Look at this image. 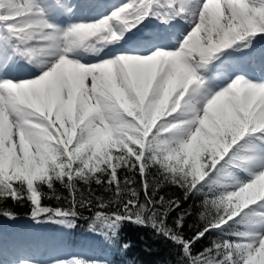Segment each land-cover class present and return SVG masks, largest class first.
Segmentation results:
<instances>
[{
  "label": "snow or ice",
  "instance_id": "snow-or-ice-1",
  "mask_svg": "<svg viewBox=\"0 0 264 264\" xmlns=\"http://www.w3.org/2000/svg\"><path fill=\"white\" fill-rule=\"evenodd\" d=\"M20 60L34 66L27 78ZM189 199L199 207L181 211ZM9 200L65 229L89 211V231L122 249V225L150 227L177 264H264V0H0V205ZM194 212L203 223L187 236ZM3 252L0 237V264Z\"/></svg>",
  "mask_w": 264,
  "mask_h": 264
},
{
  "label": "trees",
  "instance_id": "trees-1",
  "mask_svg": "<svg viewBox=\"0 0 264 264\" xmlns=\"http://www.w3.org/2000/svg\"><path fill=\"white\" fill-rule=\"evenodd\" d=\"M123 175L129 174L122 173V176ZM135 187L139 189V183H137ZM93 189L98 196L108 198L110 195L105 193L104 190L98 186L93 185ZM57 194L61 196H68V191L61 186H57ZM159 194H167L168 196L174 197L181 196V193L175 188H165L164 191ZM46 202L49 206H67L66 202L58 203L54 199ZM199 203V200L189 199L184 202L182 205L184 208L181 209V211L185 209L192 210L193 208H198ZM0 207L11 209L17 216L15 221L0 217V230H3L1 233L5 232L6 228L3 226L4 222L8 220L14 228L13 233H17L19 236L20 234H18L17 231L24 226L22 225V219L28 218V222H30V206L26 203L15 204L13 201L9 200L0 205ZM178 215V212H173L171 214L168 221L169 225H172ZM90 216L91 213L89 211H83L82 217L77 221V225L73 229H65L60 225L52 223H39L37 226L43 230H54L55 228L59 229L63 235L62 237L64 238L66 236L65 239H67L72 247L77 243H81V245L86 244L87 250L90 254L89 257L97 259L107 258L112 261V264H177L180 260V257L177 254V249L173 247L171 241L167 240L162 235L156 234L150 227H144L136 224L125 223L121 226L120 239L121 242L126 243L128 247L126 249L113 247L105 241L103 236L93 234L89 231L90 220L85 218ZM202 223L203 221L200 220L198 213L194 212L191 217L185 218L184 233L187 236H191L195 229L201 226ZM50 224L53 226H50ZM43 238L39 241H42ZM217 238L218 237L216 235H209L207 239L200 241V243L196 245V250L202 251L203 248L210 245L212 240ZM71 250H73V248ZM106 254H108V256Z\"/></svg>",
  "mask_w": 264,
  "mask_h": 264
},
{
  "label": "rangeland",
  "instance_id": "rangeland-1",
  "mask_svg": "<svg viewBox=\"0 0 264 264\" xmlns=\"http://www.w3.org/2000/svg\"><path fill=\"white\" fill-rule=\"evenodd\" d=\"M120 2H121V0H118L117 4ZM87 57L90 58V55H87ZM257 73H259V72L257 71ZM8 220H6L4 222V226H3L6 228V230L11 229V224L9 223ZM23 221L24 222L22 223V225H24V226H23V228H20L17 231L18 234H20V236H18V240L15 239V242L19 243L18 245L21 247L23 246V244L27 245V247H26L27 249H23V250H26L27 252H29L30 255L34 254V256H36L37 255L36 252L32 251L34 249H31V250L28 249V247H29L28 245H32V243H33L34 248L38 249L44 257H47V259H37L35 257H29V258L37 259L40 261H47L53 257H67V256H71V255L84 256L81 252L79 253L78 250L85 252L86 250H84V249L86 247V244L81 245V243H77V244H75V248L73 250H70L72 248V245L67 241V239H65L66 236L64 238L62 237L63 235L61 234L59 229L55 228L54 230H52V229L43 230L39 226L34 224L35 223L34 221H33L34 223H30L28 221H25V219H23ZM50 226H53V225L51 224ZM12 229H14V228H12ZM2 231L3 230L1 229L0 230V236H2V240H3V237L5 236L7 231H5L4 233H1ZM14 234L16 235L17 233H14ZM42 238H43V240L41 242L42 244L38 243L39 240ZM48 240H50V241L45 242ZM3 244L5 245L4 240H3ZM7 248L10 250V252L12 253L11 255H13V256L12 257L3 256L2 257L3 259L7 258V261L5 262V264H7L8 261H11L14 258V254H18L17 250L11 249L10 247H7ZM53 249L56 251L55 256L52 255L50 252H47V251H51ZM62 250H63V252H62ZM106 255L108 256V254H106ZM23 256H26V255H23Z\"/></svg>",
  "mask_w": 264,
  "mask_h": 264
},
{
  "label": "bare ground",
  "instance_id": "bare-ground-1",
  "mask_svg": "<svg viewBox=\"0 0 264 264\" xmlns=\"http://www.w3.org/2000/svg\"><path fill=\"white\" fill-rule=\"evenodd\" d=\"M62 21H63V18H62ZM108 46H109V45H108ZM87 55H90V56H91V54H87ZM87 55L85 54V55L83 56V58L88 59L87 62H92V61L90 60V58L87 57ZM85 56H86V57H85ZM29 67H31V65H29ZM18 68H19V74L21 75V76H20L21 78H27V75H28L29 71L32 70V69H30V70H28V71L25 72V73L22 72V70H23L24 68H26V66L23 64V60H20V61H19V63H18ZM21 73H22V74H21Z\"/></svg>",
  "mask_w": 264,
  "mask_h": 264
}]
</instances>
